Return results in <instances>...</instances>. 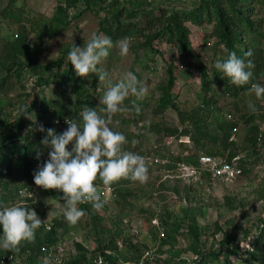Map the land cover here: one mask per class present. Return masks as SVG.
<instances>
[{
    "label": "rangeland",
    "instance_id": "obj_1",
    "mask_svg": "<svg viewBox=\"0 0 264 264\" xmlns=\"http://www.w3.org/2000/svg\"><path fill=\"white\" fill-rule=\"evenodd\" d=\"M199 1L99 0L102 8L86 9L83 3L73 7L64 0H0V119L14 121L23 108H31L35 99L33 109L25 114V127L31 128L32 137L36 139L42 124H52L59 134L68 126L55 125L56 120L82 123L80 113L84 106L99 111L103 107L101 97L109 84L125 78L129 72L137 77L138 86L145 89L142 97L130 93L122 105L129 110L113 114L109 123L110 128L126 137L122 150L144 158L148 170L145 182L116 181L110 186L114 189L111 196L98 176L94 184L100 198L104 191L102 207L94 209L92 202L80 203L78 206L85 214L75 224L69 223L64 216V200L52 199L42 190L37 192L33 203L22 206L34 210L41 220L40 238L50 236L46 225L54 229L53 242L48 248L61 249L62 264H68L72 258H79L76 264H93L100 257L103 264H112L102 253L115 256L117 264H140L142 261L147 264H196L198 258L191 249L194 243L189 226L201 229L198 245L204 254L221 250L228 236L239 240V247L244 251L264 227V97L257 98L253 91L233 97L225 91L227 77L216 69L215 63L226 58L227 49L211 37V25L186 24L194 57L178 54L163 38L153 41L150 50L144 47L143 36L138 35L129 39L128 52L121 56L120 40L115 41L110 55L98 65L109 73L106 81H100L98 73L77 76L67 59L72 43L84 46L93 34L105 35V19L119 8L139 5L189 10ZM247 8L258 33L237 32L232 40L239 50L251 52V60L258 63L261 72L256 83L264 85V0H249ZM19 45L31 56V63L22 68L12 59L6 60L8 53ZM60 58L61 65L49 67L47 74L32 70L56 63ZM168 65L174 71L175 84L170 107L162 110L159 105L167 83ZM70 68L73 77L61 86L62 74ZM202 72L206 78L202 77ZM55 75L60 78H54L52 83L38 84L39 79H52ZM203 79L208 87L205 92ZM204 93L220 106L218 123L223 124L225 114L232 115L234 121L223 125L235 126V135L216 126L211 114H197ZM84 100L86 105L79 104L78 101ZM43 101L47 103V111L38 117L35 112ZM132 101L135 105L142 102L139 114ZM249 104H254L256 110L252 111ZM250 114L256 116L255 121L245 125L243 117ZM249 126L258 129L253 145L247 139ZM17 145L21 147L22 143ZM67 147L70 149L71 144ZM50 150L42 140L34 147L33 157H39L33 165L34 171L43 166ZM230 153L234 154L232 159L242 173L229 180L191 178L170 165H149L147 160L156 155L163 161L186 164L188 158ZM8 162L2 159L0 164V192L9 198L2 207L27 201L17 193L23 191L26 195L25 189L33 184L32 174L12 166L7 168ZM176 224L179 233L163 245L160 232L166 235ZM145 253L150 256L145 257ZM19 254L22 257L23 254ZM30 256L35 258L30 262L24 255L21 263L41 262L34 253ZM245 257L239 260L232 256L231 259L237 263Z\"/></svg>",
    "mask_w": 264,
    "mask_h": 264
},
{
    "label": "trees",
    "instance_id": "obj_2",
    "mask_svg": "<svg viewBox=\"0 0 264 264\" xmlns=\"http://www.w3.org/2000/svg\"><path fill=\"white\" fill-rule=\"evenodd\" d=\"M64 2L65 4H68V6L73 7L77 6L79 3H83L86 9L102 8L99 0H64ZM248 3L249 0H200L189 10H173L161 7L148 8L140 7L139 5L128 8L122 7L117 9L105 19L103 31L105 35L111 37L114 42L121 40L124 37H129V39H131L135 35L143 36L144 47L150 50H152L151 44L153 41L163 38L164 42L173 47L178 54L185 57H194L193 51L190 48L186 24L193 23L195 25L202 26L203 23H207L208 25L212 26L210 33L211 37L216 38L226 46V57L228 52H235L238 57L244 59L246 62L251 61L254 65V67L251 69L253 76L247 84L236 86L231 84L228 78L225 80L227 83L225 91L235 97L237 94L250 91L251 85L256 83L258 76L261 73L258 63L254 60H251L252 54L250 56L245 55L248 52L239 50L238 47L234 46L232 40L235 33L237 32H248L250 34L258 33L257 26L253 24V21L249 18L250 14L247 8ZM9 58L12 59L11 61L14 64H17L18 68H22L26 64L31 63L30 53L22 45L13 48L12 51L8 53L6 60H9ZM61 63L62 60L60 58L56 63H50L38 68H32V70L34 72L41 70L43 74H47L49 72V67L60 66ZM70 67L72 68L73 66L70 64ZM70 69H67L63 72L62 75L64 78L62 81L63 83L60 84L61 86H64L63 84L69 82L73 77V70ZM165 73L167 77V83L164 88L162 102L159 105L162 110L170 107L171 90L175 84V74L170 65L167 66ZM202 77L206 78L204 72H202ZM54 78L60 77L55 75L52 79H39L38 84L52 83L54 82ZM202 90L204 92L208 90V87L205 86L204 79L202 83ZM78 94L81 95L80 93ZM35 102V99L31 102V108H23V112H21L14 121H10L7 118L0 119V164H2V159H6L9 161L7 168L12 166L13 168H16L22 172L32 174V183H34L35 173L32 168L33 165L39 161V157H33L34 147L38 144V142H40V140L45 138L47 135L46 130L48 128H53L52 124H42L45 128V131H39L37 138L33 139L31 128L25 127L27 124L25 114L31 112ZM78 102L79 104L83 103V106L87 103L86 100H84V102ZM142 105V102L136 103V106L139 107V111H136L138 114L142 109ZM136 106H133V108L136 109ZM200 108L201 109L197 110V114L202 115L204 112L211 114L213 116L212 122L216 123V126H219L222 130L229 131L231 134L232 128L235 126L231 128L223 125L225 122L231 123V121L224 119L222 121L223 124L218 123L220 117L217 114V110H219L220 106L213 99L208 98L205 93L203 96H201ZM46 111L47 103L43 101L41 103V107L39 110H37V112H35V114L38 117H42ZM255 117L256 116L254 114L245 115L243 117L244 124L249 125L253 123L255 121ZM247 132V139L250 144L253 145L254 138L258 135V129L253 126H249ZM18 142L22 143L21 147H18ZM227 157L228 160H231L234 157V154L230 153L227 155ZM194 160H196V158H188L186 159V162L195 163ZM7 171H9V169H7ZM43 193L48 194L52 199L56 200H61L63 197V193L61 191H57L56 189H45ZM8 200L9 198L0 192V207H2V203H6ZM49 231V237L40 238L38 228L35 233V238L27 241H21L18 251L0 250V254H23L27 250L30 251L31 254H35L39 251L40 247H48V245L53 242L52 237L54 235V229L50 227ZM189 232L192 234V240L194 243L193 248L191 249L198 258L196 264H264V227L259 229L258 235H256V237L251 240L250 248L247 247V249L244 251H242L239 247V240H235V238L232 236H228L224 238L226 243L223 245L224 247L221 250L207 254L202 253L200 246L198 245L199 237L202 234L201 229L198 227L189 226ZM178 233L179 226L176 224L167 231L161 243L163 245L168 244L169 241ZM102 255L112 264L118 263V259L115 256H106L104 253H102ZM232 256L239 257V260H241L240 258L243 256L246 257L243 261L235 263L231 259ZM28 258L31 262L32 260L30 259L35 257L30 256ZM78 261L79 258H72L69 260L68 264H74Z\"/></svg>",
    "mask_w": 264,
    "mask_h": 264
},
{
    "label": "clouds",
    "instance_id": "obj_3",
    "mask_svg": "<svg viewBox=\"0 0 264 264\" xmlns=\"http://www.w3.org/2000/svg\"><path fill=\"white\" fill-rule=\"evenodd\" d=\"M115 46L111 37L93 34L84 46L72 43L67 59L77 76L98 73V79L106 81L109 73L98 65L110 55V50ZM118 46L119 54L126 55L129 37L121 39ZM245 55L250 56L251 52ZM215 67L236 86L247 84L253 76L252 62H246L235 52H228L225 59L217 60ZM138 84L135 74L129 72L125 78L109 84L101 97L103 107H100L99 111L84 106L80 113L82 123L68 120V127L59 134L53 128L46 130L47 135L42 143L51 150L43 166H38L35 171L34 183L43 189H57L63 193L64 216L71 224L77 223L85 214L84 209L78 206L80 203L88 201L92 202L94 209L102 207L94 184L98 176L103 185L109 188L121 179L143 183L148 178L144 158L136 153L123 151L125 135L109 127L113 114L129 110L122 105L130 93L136 97L143 96L145 89ZM250 91H253L257 98L264 97V85L253 83ZM132 104L136 106L135 101H132ZM249 108L256 110L254 104H249ZM136 111H139L138 106ZM39 130L45 131L44 126L40 125ZM70 144L69 149L67 146ZM41 223L35 211L27 207H0V248L18 251L21 241L35 238ZM100 264H103L102 257Z\"/></svg>",
    "mask_w": 264,
    "mask_h": 264
},
{
    "label": "built area",
    "instance_id": "obj_4",
    "mask_svg": "<svg viewBox=\"0 0 264 264\" xmlns=\"http://www.w3.org/2000/svg\"><path fill=\"white\" fill-rule=\"evenodd\" d=\"M225 118L227 121H234V118L231 114H225ZM68 120H56L54 122L55 125L64 124L65 126H68L67 124ZM237 132V128H232L231 135H235ZM231 140V139H230ZM148 164H162V165H170L173 170L179 171V172H185L186 176L191 178H199V177H207L209 179H218V180H229L237 178L241 175L242 170L239 168V166L234 162L235 160H228L227 156H213V155H200L196 160L195 163H178V162H170L168 160L163 161L159 158V156L153 155L152 157H149ZM106 193L110 194L112 196L113 194V188L112 187H105L104 188ZM103 189V190H104ZM39 190L44 191L40 186L35 185V183L32 184L30 189H25L26 195H23V191H19L17 194L21 195L26 199L27 201H22L16 206H23L24 204L33 203L34 197L37 194ZM104 196V191L101 192V198ZM104 200V199H103ZM50 225H46V230H50ZM165 236V233L163 231L160 232V239H163ZM29 257L31 255L30 251H26L25 254L20 257V254L15 253H3L0 254V264H24L21 263V260L23 259V256ZM36 256L41 258L40 264H62L61 257L63 255V252L59 248H48L45 246L40 247L39 251L35 253ZM149 253H145V257H149ZM76 264V263H74ZM93 264H100V259L97 261H93ZM140 264H147L144 261H142Z\"/></svg>",
    "mask_w": 264,
    "mask_h": 264
}]
</instances>
